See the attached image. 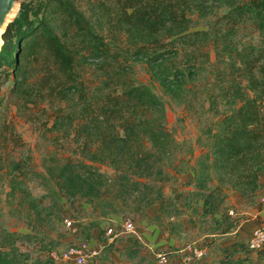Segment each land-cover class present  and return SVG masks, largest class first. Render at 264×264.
I'll return each instance as SVG.
<instances>
[{
	"label": "trees",
	"instance_id": "obj_1",
	"mask_svg": "<svg viewBox=\"0 0 264 264\" xmlns=\"http://www.w3.org/2000/svg\"><path fill=\"white\" fill-rule=\"evenodd\" d=\"M94 2L109 20L114 19L125 32L142 40L139 51L148 53L149 48L152 52L161 51L168 45L176 50L182 44L194 49L209 45L218 60L231 69L228 85L221 87L223 95L228 96L225 101L229 108L223 111L224 117L212 133V143L196 161L194 179V194L202 200L203 213L220 212L226 195L221 186L209 185L213 180L212 168L230 163L232 170L235 164L244 166L250 152L264 147V0ZM43 6L45 16L35 18H29L25 7L20 6L2 33L0 60L12 63L13 93L26 103L35 102L37 96L58 100L52 127L67 132L72 127L80 144L84 156L53 163L48 168L49 176L58 190L85 197L93 209L122 206L130 198L140 210L158 203L156 219L172 232L180 233L183 225L176 217L184 209L165 192L170 177L167 157L178 149V144L166 124L162 97L152 86L131 81H122L117 92H113L117 90L114 88L90 94L80 79L78 66L85 56L104 59L112 55L109 44L94 31L90 20L72 0H45ZM219 7L226 8L223 18L232 24L224 32L217 30L211 35L206 29H191L192 14L205 17ZM239 22L252 24L259 40L242 43L235 38L234 28ZM158 55L163 52L155 56ZM112 59L115 60L114 54ZM164 62L162 72L152 67L160 80L162 75L169 74L166 69L174 67L169 59ZM117 68L118 65L111 70L102 67L105 74L102 87L110 85L115 77L119 79ZM177 82L173 87L183 85V80ZM164 87L171 94L176 93L174 88ZM73 95L76 99L71 104L68 100ZM218 102L216 97L212 98L211 108ZM96 163L105 164L112 172L102 170ZM175 164L173 167L177 169ZM249 175L253 178L241 183H252L253 189H257L260 175L257 170L252 174L241 173L239 177ZM242 191L247 192V188ZM14 243L0 244V264H32ZM263 250L264 246L256 252ZM132 251V256H137V249ZM252 251L248 243L235 242L224 248L221 264H264L248 255ZM241 252L247 254L237 256Z\"/></svg>",
	"mask_w": 264,
	"mask_h": 264
},
{
	"label": "rangeland",
	"instance_id": "obj_2",
	"mask_svg": "<svg viewBox=\"0 0 264 264\" xmlns=\"http://www.w3.org/2000/svg\"><path fill=\"white\" fill-rule=\"evenodd\" d=\"M17 1L19 8L25 7L29 18L45 16V0ZM72 1L115 55V60L112 55L104 59L82 58L78 66L80 79L90 94L109 92L114 88L117 90L113 92H117L122 81H131L152 86L164 101L166 124L178 144V149L167 157L170 177L165 183V192L184 206V213L179 217L183 223L182 232L172 234L153 219L155 211L152 208L140 210L131 198L122 206L93 209L85 197L70 196L58 190L48 168L68 157L77 160L84 156L80 144L74 138L72 127L68 132L52 127L58 100L37 96L35 102L26 103L23 97L13 93L12 63L0 60V244L14 241L32 264H75L52 258L50 250H61L83 240L98 249V253L88 256L83 264H163L157 258L158 252L170 255L171 261L167 264H221L224 248L235 242L248 243L254 230L264 225L259 187L253 189L252 183H241L245 179L251 180L253 175L239 177L241 173L252 174L257 170L260 184V176H264V147L250 152L244 166L235 164L232 170L230 163L223 168H212L213 180L209 185L221 186L226 195L220 212L204 214L202 200L194 194L196 161L212 143V133L218 129L223 111L229 108L225 101L228 96L223 95L221 87L228 85L231 69L218 60L209 45L194 49L192 45L182 44L178 50L168 45L161 51L152 52V48L147 49L148 53L139 51L142 40L129 35L114 23V19L109 20L94 0ZM225 11L226 8L219 7L205 17L192 14L191 29H206L211 35L217 30L224 32L232 25L223 18ZM234 30L235 38L242 43L259 40L258 31L249 22H239ZM162 52L163 55L155 56ZM166 59L174 67L166 69L169 74L162 75L160 80L156 73L153 74L152 67L162 72ZM117 65L119 79L115 77L110 85L102 87L105 78L102 67L111 70ZM175 66L180 67L176 69ZM177 80H183V85L173 87ZM166 85L174 88L176 93L171 94L164 87ZM214 97L219 102L211 108ZM75 99L76 95H73L68 101L72 104ZM176 162L177 169L173 167ZM96 165L112 172L105 164ZM242 188H247V192L244 193ZM66 216L71 220L70 227L62 224V218ZM125 217L132 219L133 231L123 229ZM109 226L113 228L111 240L105 237ZM127 246L137 249L136 257L128 258L123 253ZM195 247L206 248L204 258L193 255L191 248ZM256 251L248 255L254 261H264V250ZM244 254L247 252L237 256Z\"/></svg>",
	"mask_w": 264,
	"mask_h": 264
},
{
	"label": "built area",
	"instance_id": "obj_3",
	"mask_svg": "<svg viewBox=\"0 0 264 264\" xmlns=\"http://www.w3.org/2000/svg\"><path fill=\"white\" fill-rule=\"evenodd\" d=\"M259 202L262 205V211L264 214V176H261L259 191H258ZM264 221V215H263ZM62 224L66 225V227L71 226V220L69 218L63 217ZM122 227L126 231H133L134 224L131 218L125 217L122 221ZM113 232V228L111 226L107 227L105 230V237L108 240H111L113 237L111 236ZM248 246L256 251L264 246V225L256 228L252 233L249 241ZM193 251V255L198 258L202 259L205 257L207 250L203 247H195L191 248ZM98 253L97 248H93L89 245L86 240L80 241L78 243H73L67 245L66 247L62 248L61 250H50V256L54 259L61 258L63 260L72 261L75 264H83L86 262L88 256H92ZM157 258L163 264H167L171 261L170 255L167 252H158Z\"/></svg>",
	"mask_w": 264,
	"mask_h": 264
},
{
	"label": "water",
	"instance_id": "obj_4",
	"mask_svg": "<svg viewBox=\"0 0 264 264\" xmlns=\"http://www.w3.org/2000/svg\"><path fill=\"white\" fill-rule=\"evenodd\" d=\"M18 8L19 3L17 0H0V46L3 42L2 33Z\"/></svg>",
	"mask_w": 264,
	"mask_h": 264
},
{
	"label": "crops",
	"instance_id": "obj_5",
	"mask_svg": "<svg viewBox=\"0 0 264 264\" xmlns=\"http://www.w3.org/2000/svg\"><path fill=\"white\" fill-rule=\"evenodd\" d=\"M193 184H194V182H193ZM173 197V196H172ZM174 198V197H173ZM175 200H177L176 198H174ZM178 202V201H177ZM178 205L181 207V208H183L184 209V206H181V204L178 202ZM146 208H152L155 212H154V217H153V219L155 220V221H157V223L160 225V226H165V227H167L168 228V226L166 225V224H164V223H160L157 219H156V215L159 213V204L158 203H154V204H150V205H148ZM183 213H184V211H183ZM182 213V214H183ZM179 217H180V215L178 216V217H176V220H178L179 222H181L180 220H179ZM182 223V222H181ZM182 225H183V223H182ZM183 228V227H182ZM169 229V228H168ZM170 230V229H169ZM171 231V233L172 234H177V235H180V233L182 232V230L180 231V233H175V232H172V230H170ZM126 248V249H125ZM124 248V250H123V253L128 257V258H133V257H136V256H132V254L131 253H133V251L130 249V246H127V247H125Z\"/></svg>",
	"mask_w": 264,
	"mask_h": 264
}]
</instances>
